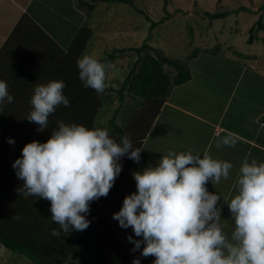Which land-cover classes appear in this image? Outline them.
I'll use <instances>...</instances> for the list:
<instances>
[{"label":"clouds","instance_id":"obj_1","mask_svg":"<svg viewBox=\"0 0 264 264\" xmlns=\"http://www.w3.org/2000/svg\"><path fill=\"white\" fill-rule=\"evenodd\" d=\"M77 67L85 87L97 93L105 90L108 65L84 54ZM65 87L63 80L35 86L26 119L37 124L38 131L48 128L49 116L58 106H69ZM13 99L7 83L0 80V105ZM8 142L14 144L12 138ZM236 143L228 134L216 146ZM142 150L128 136L118 143L107 128L60 121L46 142L26 143L13 162L17 178L23 181L17 191L50 201L51 219L58 225L51 229L53 237L84 231L90 226V202L109 194L122 171L120 160L127 156L139 164ZM232 167L208 152L170 150L155 166L136 171L137 191L126 195L120 210L113 213L121 228L131 227L140 238L127 237L132 250H141L143 244L141 255L155 257L153 264H264V162L245 160L237 194L224 201L235 225L229 238L220 223L221 197L209 192L206 184L227 179ZM133 264H140V259Z\"/></svg>","mask_w":264,"mask_h":264},{"label":"trees","instance_id":"obj_2","mask_svg":"<svg viewBox=\"0 0 264 264\" xmlns=\"http://www.w3.org/2000/svg\"><path fill=\"white\" fill-rule=\"evenodd\" d=\"M99 1L106 3L107 5L114 3H127L134 5L132 0ZM96 2H98V0H74V2L70 5L69 11H67V9L65 11H55L50 9L47 12H43L41 15H39L40 17L37 16V12L34 13L29 10L31 6H25L26 13L23 15L24 19L29 20L31 25L36 30L35 32L37 33L38 38H36V36L34 38V42L37 45L36 48L42 46L44 43L42 42V39L48 37L55 45L58 44L62 48L68 49V54H66L64 59L67 61L70 60V63L68 62V71L74 72V75L68 74L70 80L69 88L71 90H75L74 94H70L68 99L71 104L80 102L81 107H71L72 109H70L69 113H67V109L65 108H58L53 114L49 116L48 128L44 129L43 131H38L37 134L34 133L36 131L35 129L26 130V132L24 131L23 134L25 137L31 136V138H36L33 140L46 142L52 135L53 130L58 127V122L60 121H63L66 124L75 123L78 125H84L88 128H107L110 137L115 139L118 143L121 142L124 136H128L135 147L143 149L141 152V160L140 163L137 164L127 156L123 157L120 160L122 171L116 178L114 186L110 189L109 194L106 197H101L98 200L90 202V211L87 214V219L90 221V226L84 231L78 232L73 230L68 235H64L62 232L61 237L59 238L53 237L51 235V229L58 228V225L55 222H52L50 201L43 198H38L36 196L25 197L22 193L19 194L18 191L14 192V189L11 187V189L7 191L5 188L4 190H1L0 188V245L5 249L12 251V255L16 253L19 256H25L32 264H65V262L70 259L77 260L79 264L121 263V256L127 254L125 253L120 241L114 239L116 234L114 227L117 228L135 258L138 257L140 259V264H149L152 256L143 257L141 255L143 244L141 245V250L133 251L132 249L134 245L127 239V237L130 235L133 236V239L140 238L135 237L131 227L127 229L121 228L119 226V222L113 219V213L120 210L123 204V199L126 195L137 191L136 181L132 175V171L135 172L136 168L147 165L148 161L146 158H151V154L146 152L144 147V145H146V141L145 144L143 143V146L141 142L145 131L148 130V125L154 119L153 117L159 115L152 126L153 132L160 124L161 116L164 114L169 116V120L173 117L172 119L174 121H179L178 125L176 123L174 126L175 129L178 127V130L181 124L184 125L191 122V120L189 121L188 117L193 118L194 121L196 120L195 122H199V120L193 116V113H187L186 111H183L181 109L182 107L177 104L179 103L178 101L172 102L171 96L174 95L175 98V96H177L176 91L180 87H185L192 81L193 77L191 69L195 63L205 62L207 59H204L207 58V56L211 58L218 56V53H216L217 49L213 48L212 50L210 49L203 51V55L197 62H189V60L196 57L197 50H194L195 52L192 55H188L187 60L180 61L170 59L167 56L159 54L156 48L152 47L147 42V40L150 39L149 36H147L146 40L139 46H128L121 48L114 47L111 48V50L108 51L105 56L99 58L102 63L108 65L109 67V65L113 64L114 60L122 53L134 52L136 54L135 60L132 61L130 68L126 71L124 79L120 82L118 87L107 85L109 81V72L107 68L105 90L102 93H97L94 89L84 86L83 82L79 78V69L76 65L78 58L84 55L87 48H89L90 39L93 36L94 30L90 26L81 25L78 30L73 35H71L69 32L71 26L69 27L68 25L71 24L72 18H77V16L82 18L84 13V15L87 17L86 19L83 17L84 21H87L90 17H93V11L96 6ZM244 9L246 8L239 6L232 11L225 10L212 13L206 12L205 15L211 19H215ZM260 10L261 12L257 21L249 29V33L251 34L264 29V5L260 7ZM81 11H83V14ZM138 11L140 13H144L140 9H138ZM44 13L49 14V17L46 15L47 19H45ZM144 15L146 20L150 21L151 23L150 29L162 23L166 18L171 17V13L167 12L165 18L162 17L158 21H153L148 16V14L144 13ZM59 16L60 18H58ZM22 18L23 17H21L19 22H22ZM62 20H66L65 25H63ZM252 37L253 35L250 37V40ZM149 50L153 51V53H151ZM165 64L176 69V74L174 76H171L170 73L165 70ZM221 71L222 73L226 72V70ZM76 72L77 74L75 77ZM222 78L223 80L227 79L224 77V75ZM235 83L236 82H234V84ZM223 88L224 86L221 85L220 89ZM106 91H110L114 96H112L110 93L106 95ZM233 92L234 91H231L229 93L225 101L222 100V96L220 94H213L211 96L214 99L212 101L215 102L217 108H219L218 115L213 121H219L218 123L226 130L220 132L218 136H214L209 148L205 146V150L206 152L210 153L213 158L217 160L223 159V161L230 162L234 166L236 170L233 174L234 180L235 177H239V169L241 164L251 156L253 157V160L263 161L262 156L264 154V150H258L259 148L254 147V145H250L249 142L243 141L237 137V135L239 134L246 136L256 140L260 144L262 142V128L255 134V123L257 121V117L259 119L260 117H263L261 120H259L260 122L264 120V115L258 114L261 111V108L253 106L250 110H248L249 116L243 115L244 113L238 116L237 119L235 118L237 116L235 114H232L233 118H230L231 115L230 117L227 116L229 107L228 98L233 95ZM189 93L190 92L188 91V95ZM114 97L117 99L118 105L112 109V114L107 119V126L103 127L102 125H98L97 120L101 118L102 115H104L103 112L107 107L106 104L113 103ZM129 98V101L126 100ZM127 105V111L123 112L122 110H125ZM262 105H264V101ZM262 105L261 107H263ZM242 106H244L245 109L247 107V103ZM103 107L104 110H100ZM151 108L153 109L151 110ZM214 109L215 107H210L207 112ZM222 113H224V116L221 118ZM181 114L184 116V118ZM28 115L29 113H25L19 109L16 111V113L6 111L3 114L6 131L8 130L9 132L17 133L19 131V127H13L14 124H19L18 121H20V123L23 121V124H28L29 121L26 119ZM250 115H254V120L253 117H250ZM120 116H123V121L118 119ZM167 129L163 132V140H169L166 138L167 133L170 132L167 131ZM181 129L178 140L182 138V135L185 137L184 139L186 142L183 143L185 146L184 151L191 150L189 149L191 141L201 145L205 142L207 143L211 138L212 130L210 129V126H207V124L199 127L198 133H201L202 135L198 133L196 134L194 131L189 132L186 130L185 132V130ZM227 129L230 131V133H227ZM29 132L32 133V135L29 134ZM159 134H161V132ZM228 134H232L236 138V145L234 147H217V141ZM150 136H148L147 139H149ZM25 137H23V141L28 139H24ZM9 138L11 137H7L6 139L9 140ZM187 144H189V148L186 146ZM197 146L195 147L196 151L199 150V153L203 155V150H201L202 148L197 149ZM224 148L229 149V153L222 150L224 152V156L218 155L221 152V149ZM230 149H232V156H234L233 158L230 157ZM152 158L154 160L150 164L154 165L157 158ZM232 159H234V163L232 162ZM11 163L12 169L13 162ZM3 164L4 162L0 161V166ZM232 172L233 167L230 169L229 174ZM209 182L210 180L207 182L206 186L212 189L211 186L214 185L210 184L211 186H208ZM222 182H224L223 178H221L219 185H221ZM234 185L236 186V184ZM230 186L231 182L228 183L227 189H230ZM11 196H15L16 199L13 200ZM34 214L35 217H33ZM14 216L18 218H14Z\"/></svg>","mask_w":264,"mask_h":264},{"label":"rangeland","instance_id":"obj_3","mask_svg":"<svg viewBox=\"0 0 264 264\" xmlns=\"http://www.w3.org/2000/svg\"><path fill=\"white\" fill-rule=\"evenodd\" d=\"M134 5L127 3H114L107 5L106 3L96 2L94 8V16L90 17L87 21L86 15L83 17L77 16V18L71 19V24H68L70 28V34L73 35L81 25L90 26L94 30L93 36L90 39L89 48H87L85 54L93 55L97 59L105 56L111 48L114 47H130L141 45L149 36L147 42L157 52L163 56H167L170 59L175 60H187L188 55H192L197 50V55L193 59L189 60L190 63L197 62L203 55V51L217 49L218 56L205 58V62L195 63L192 71V83L190 82L185 87H180L176 93L177 96H171V101H178L184 111L187 113H193L201 119L215 120L218 115L216 103L211 96L213 94H220L222 100H226V97L231 91L233 95L228 98V113L227 116L233 118L232 114L237 115V119L242 113L248 114L253 106L261 108L264 101V29L255 33H249V29L258 19L261 12L260 7L264 5V0H132ZM70 2V4H69ZM74 0H19V3L23 6H31L29 10L31 12H37V16L40 17L43 12H47L50 9L62 11H69L70 5ZM243 6L246 9L232 12L224 17L211 19L205 15L206 12H220V11H232ZM140 9L153 21H158L162 17H166V13H171L170 18H166L162 23L154 26L150 29V21L146 20L144 13L138 11ZM8 12L7 15L3 14ZM13 13L12 9L0 7V40L3 38L8 17ZM48 13H44L45 19ZM60 18V16L58 17ZM264 21V17H263ZM65 25L66 20H62ZM68 27V30H69ZM54 29V28H53ZM69 34V33H68ZM253 35L252 39L250 37ZM151 53L153 51L149 50ZM136 54L134 52H126L119 55L114 60L113 64L108 67L109 74V86L118 87L120 82L124 79L126 71L130 68L132 61L135 60ZM204 58V56H203ZM171 76L176 74V69L167 64L164 65ZM204 71H203V70ZM221 70H226L223 72ZM67 74L74 75V72L65 71ZM77 72L75 73L76 77ZM224 75L225 80L222 76ZM234 82L236 83L234 84ZM224 86L223 89L220 87ZM205 88H204V87ZM232 86V87H231ZM232 88V89H231ZM64 93L74 92L69 87H66ZM188 91L190 92L188 95ZM112 93L106 91L107 94ZM179 93V94H178ZM114 96V95H112ZM126 100H130L126 99ZM223 101V102H224ZM247 103V107L244 109V104ZM126 104V103H125ZM118 105L117 99L114 97L113 103L106 104L100 110H104L102 117L97 120L98 125L103 127L107 126V119L112 114V109ZM67 107H81L80 102L76 104H69ZM128 105L123 112L127 111ZM210 107H215L214 110H209ZM72 109V108H71ZM153 108H151L152 110ZM182 115V114H181ZM224 113L221 114V118ZM254 116V115H253ZM250 115V117H253ZM184 118V116L182 115ZM188 117V116H187ZM208 117V118H207ZM173 118V117H172ZM169 120L168 115L161 116L160 124L156 127L152 135L148 139L147 149L153 148L159 154L162 153L163 145L161 140L163 135H159L160 132H164L167 128L166 138L172 142L178 143L175 149L177 153L184 151L183 143L186 142L185 137H180V129L188 130L189 132L198 133L199 127L202 126L201 122H195L193 118L188 117L190 123L179 126L175 129V125L179 121ZM243 118V117H240ZM260 117L259 120H261ZM123 121V116L118 118ZM228 119V118H227ZM254 120V117H253ZM259 120L255 123V129L259 131ZM181 121V120H180ZM187 121V120H186ZM188 121V122H189ZM164 129V130H163ZM263 133V131H261ZM203 133V132H202ZM186 136V135H185ZM261 136H263L261 134ZM262 138V137H261ZM170 142V143H172ZM152 144V145H151ZM166 142H164V145ZM187 147L189 144L186 145ZM173 148V146H171ZM189 148V147H188ZM190 149V148H189ZM234 149V148H233ZM229 149L224 150L228 152ZM230 157L232 156V149ZM170 150L165 149L163 155H167ZM194 152V151H193ZM196 152V151H195ZM194 152V153H195ZM199 153V150L197 151ZM229 153V152H228ZM210 155V153H209ZM236 155V153H235ZM161 156V157H162ZM215 159V158H214ZM253 157L251 156L247 161L251 162ZM259 162H264L256 160ZM234 163V159H232ZM242 165V164H241ZM233 166V172L229 174L227 179L221 185L213 184L212 181L208 183L213 184L211 188L207 187L209 192L215 193L221 197L218 202V206L222 208L221 212V227L226 235L231 237L234 230V220L231 218V213L227 205V201L237 194V180L235 177L233 180V174L235 172ZM232 174V175H231ZM232 176V177H231ZM233 180V181H232ZM231 182V188L227 189L228 183ZM236 184V186L234 185ZM225 201V202H224ZM1 246V245H0ZM3 251L9 252L10 257H6L0 263L2 264H30L29 260L25 256H19L12 251L5 249ZM0 248V249H1ZM2 250V249H1ZM13 256V257H12ZM65 264H79L77 260H68ZM153 264V262L151 263Z\"/></svg>","mask_w":264,"mask_h":264},{"label":"crops","instance_id":"obj_4","mask_svg":"<svg viewBox=\"0 0 264 264\" xmlns=\"http://www.w3.org/2000/svg\"><path fill=\"white\" fill-rule=\"evenodd\" d=\"M0 7L9 8L13 10V13L7 19L8 22L6 25L5 34L3 38L0 40V80L5 81L7 83L8 92L10 95L14 97L13 102L11 104L5 101L3 105H0V108H2V112H0V161L4 162L5 164L0 166V188L1 190H4L5 188L6 191L13 188L14 192H17V189L22 187L23 181L17 178L16 170L14 168L11 169L12 166L11 162H14L17 158L21 157L22 149L26 143L31 142L33 139H36V138H31V136L25 137L23 132L24 131L26 132V130L35 129L36 131L34 133L37 134L39 126L34 122H30V121L29 122L27 121L28 124H23L24 122L21 119L22 123L18 121L19 124L17 125L14 124L13 126V127L16 126L19 127L18 128L19 131L17 133L9 132L8 130L7 132L6 127L4 126L5 121L3 118L4 117L3 114L6 111L11 113H16L18 109L20 111L30 114L32 110L31 98L34 94V89L37 84H47L49 81L52 80H63L66 84V87H69L70 80L68 74L65 71H68L69 69L70 60L67 61L64 59L66 54H68V49H64L57 44L59 46L58 47L57 45L52 43V40L49 39L48 37L42 39V42L44 43L42 44V46L36 48L37 45L34 42L35 36L36 38H38L37 33L35 32L36 30L31 25L28 19H24L23 15H25L26 13V7L22 6L19 3V0H0ZM3 14L7 15L8 12ZM21 17H23L21 20L22 22H19ZM1 18L2 17H0V22H3L1 21ZM37 66H38V70H37ZM65 88L63 91H67L65 90ZM68 91L69 92L64 93L67 98L70 96V94H74V92H70V90ZM69 104H71L70 101ZM262 106L263 107H261V111L258 114L264 115V105ZM58 108L67 109V113H69L71 109V107H65L64 105L58 106L56 110ZM158 116L159 115L153 117L154 119L148 125L147 127L148 130L145 131V134L141 142L143 146V143L145 144L146 141V145H144V147L146 149V152H149L151 154V158L150 159L146 158L148 164L143 165L140 168H136V171H140L148 165L149 166L153 165L150 164L154 160L152 157L157 158L155 164L153 165L155 166L159 162L162 153L164 154L165 149L167 150L175 149L177 145H179L178 143L172 142L171 140H161V143L163 144L161 145L163 146L162 153L159 154L153 148H149V150L147 149V146L149 145L147 137L150 136V134L153 132L152 126L155 123ZM193 116H195V118L199 120V122H201V125L207 124V126H210V129L212 130L211 138L207 143L205 142L201 145L200 144L198 145L194 143V141H191V145H190L191 151L195 152L196 151L195 147L198 145L197 149L202 148L201 150H203L204 153L206 152L205 146L209 148L211 141H213V137L218 136L220 132L225 131L226 129L218 123L219 121L215 122L210 118L201 119L196 115ZM256 120H259V118L257 117ZM259 128H262V130L261 129L260 130L263 131L262 133L263 136L261 138L262 142L260 144L256 140H253L243 135L238 134L237 137H239L245 142H249L250 145H254V147H257L259 148L258 150L262 151L264 150V129H263L264 120H262L259 123ZM258 131H259L258 129L257 131L255 129V134ZM227 133H230L228 129H227ZM29 134L32 135V133L30 132ZM159 135H163V132H161V134ZM7 137H11L14 140V144H10L6 139ZM23 137H25L24 139L26 138L28 139L23 141ZM164 142H166L165 145ZM171 146H173V148H171ZM222 150L224 151L226 149L225 148L221 149V152L218 155L224 156L223 155L224 152ZM262 159H264V154L262 156ZM220 161H223V159H220ZM135 172L132 171V175ZM12 198L13 200L16 199L15 196H13ZM103 212L106 213L105 211ZM33 217H35V214ZM114 230L116 231L114 239L120 241L127 255L121 256L122 257V260H120L121 263L115 262L113 264H133V260L135 259V256L127 246L126 242L122 238L117 228L114 227ZM231 231L233 232V230ZM1 249H0V259L3 260L6 257V254L7 257H10L9 252L4 254L7 251H3V248ZM154 260L155 257L152 256L149 261V264H151ZM2 263L3 262H1L0 264ZM29 263L32 264L31 262Z\"/></svg>","mask_w":264,"mask_h":264}]
</instances>
